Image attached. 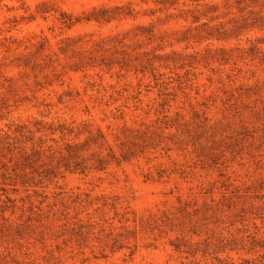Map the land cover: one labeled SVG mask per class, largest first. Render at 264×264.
I'll return each mask as SVG.
<instances>
[{
	"label": "rangeland",
	"instance_id": "obj_1",
	"mask_svg": "<svg viewBox=\"0 0 264 264\" xmlns=\"http://www.w3.org/2000/svg\"><path fill=\"white\" fill-rule=\"evenodd\" d=\"M168 2L0 0V264H264V0Z\"/></svg>",
	"mask_w": 264,
	"mask_h": 264
},
{
	"label": "trees",
	"instance_id": "obj_2",
	"mask_svg": "<svg viewBox=\"0 0 264 264\" xmlns=\"http://www.w3.org/2000/svg\"><path fill=\"white\" fill-rule=\"evenodd\" d=\"M162 1L163 3H170L168 2L169 0H160ZM43 11V10H41ZM119 12H110L109 13V9L105 8V7H100L98 9H92L89 14H87L86 16V19H94V20H109L111 18H114L115 15H117ZM121 13V12H120ZM124 14H130L129 11L127 12H123ZM63 23L66 25V26H70L71 24H73V21H71L70 19L68 21H63ZM121 40H118V43H120ZM41 45V44H40ZM82 58H84V56H80ZM98 134L100 135L101 133L98 132ZM98 135V136H99ZM92 136V135H91ZM92 138V137H91ZM74 150V145L70 144V143H67L66 144V151L68 153V155L72 156L74 155L75 153H73L72 151ZM126 155V153H122L121 156L124 158ZM99 161V160H98ZM77 163V162H76ZM75 163V165H77Z\"/></svg>",
	"mask_w": 264,
	"mask_h": 264
}]
</instances>
